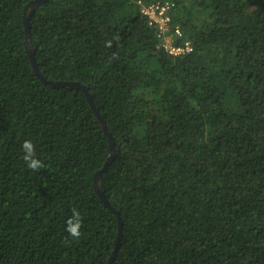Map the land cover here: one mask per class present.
Wrapping results in <instances>:
<instances>
[{
	"label": "trees",
	"instance_id": "1",
	"mask_svg": "<svg viewBox=\"0 0 264 264\" xmlns=\"http://www.w3.org/2000/svg\"><path fill=\"white\" fill-rule=\"evenodd\" d=\"M32 1L0 0V264H264V0H172L179 57L142 11L164 0H48L45 80ZM49 81L88 90L107 165Z\"/></svg>",
	"mask_w": 264,
	"mask_h": 264
},
{
	"label": "built area",
	"instance_id": "2",
	"mask_svg": "<svg viewBox=\"0 0 264 264\" xmlns=\"http://www.w3.org/2000/svg\"><path fill=\"white\" fill-rule=\"evenodd\" d=\"M172 0L147 4L143 7V13L149 18L150 24L154 25L164 38V48L172 56L179 57L190 53L193 48L190 42L182 41L178 44L176 38L182 37L179 28H173L171 24L170 10Z\"/></svg>",
	"mask_w": 264,
	"mask_h": 264
},
{
	"label": "water",
	"instance_id": "3",
	"mask_svg": "<svg viewBox=\"0 0 264 264\" xmlns=\"http://www.w3.org/2000/svg\"><path fill=\"white\" fill-rule=\"evenodd\" d=\"M48 0H34L32 2H30L27 7L25 8L24 10V19H25V24H26V39H25V45H26V48L28 50V53H29V56L32 60V64H33V67L36 71V74L38 76H40L43 80H45V78L43 77L42 73L40 72L36 62H35V59H34V49L31 48L30 46V43H29V19H30V16L33 14V12L39 7L41 6L43 3L47 2ZM49 83L53 84L54 86L56 87H65V86H69V87H75V88H78V89H81L82 91H84V93L86 94L90 104L92 105L100 123H101V126L102 128L105 130V132L108 134V137H109V141H110V152H111V156L109 158V160L107 161L106 165L112 160L113 158V151H114V142L110 136V134L108 133V130H107V127H106V124H105V121L104 119L101 117V115L98 114L94 104H93V100H92V97L91 95L89 94L88 90L83 86L81 85L80 83L78 82H52V81H49ZM95 188L100 196V198L105 202V204L107 206H109L112 211L115 213V215L117 216L118 218V221H119V225L120 227H122V221H121V218H120V214L119 212H117L114 208L111 207V205L109 204V202L107 201L105 195H104V192H103V189H102V184H101V180H100V172L96 175L95 177ZM120 236L121 234L119 233L118 237H117V240H116V245L119 243V240H120ZM112 259L109 260V263L111 262Z\"/></svg>",
	"mask_w": 264,
	"mask_h": 264
}]
</instances>
